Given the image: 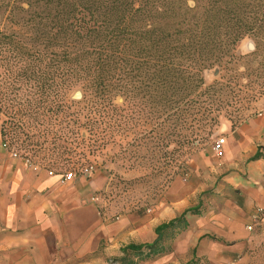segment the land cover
Listing matches in <instances>:
<instances>
[{
    "label": "trees",
    "instance_id": "16d2710c",
    "mask_svg": "<svg viewBox=\"0 0 264 264\" xmlns=\"http://www.w3.org/2000/svg\"><path fill=\"white\" fill-rule=\"evenodd\" d=\"M247 37L255 50L237 56ZM214 67L226 73L205 86L202 74ZM258 72L264 74V0H0L2 145L62 180L92 175L82 164L70 168L85 142L81 128L102 148L132 119L148 126L141 140L162 151L186 127L190 140L180 144L193 147L198 137L209 140L224 108L233 109L224 117L234 124L240 111L232 105L264 93V83L249 95L240 89V79ZM75 88L82 100L69 103ZM116 98L126 107H115ZM260 159L257 152L248 161ZM201 205L158 226L153 242L121 248L115 264L170 253L188 217H201ZM195 249L186 264H197Z\"/></svg>",
    "mask_w": 264,
    "mask_h": 264
},
{
    "label": "rangeland",
    "instance_id": "374dc122",
    "mask_svg": "<svg viewBox=\"0 0 264 264\" xmlns=\"http://www.w3.org/2000/svg\"><path fill=\"white\" fill-rule=\"evenodd\" d=\"M245 41L254 42L251 37ZM248 54L236 51L237 56ZM259 62L256 59L251 67L257 68ZM243 65L245 62L239 63L237 72L243 73ZM225 73V68L219 67L204 71L205 86ZM258 73L260 75L252 74L248 79L239 80L240 89L247 95L264 83V74ZM246 84L248 88L245 90ZM262 97L264 93L251 102L232 105L240 111V118L234 120V124L224 117L233 109L224 108L220 124L209 140L202 142L198 137L193 147L180 144L190 140L191 134L186 127L180 129L178 137L172 138L173 143L162 151L156 141L144 143L141 140L148 126L136 125L132 119L125 120L122 133H116L113 140L102 148L95 147L90 142L91 137L81 128L85 142L75 149L77 155L75 153L72 158L70 168L77 172L82 164L83 168L92 171L89 179L77 176L72 181L89 180L95 189L91 202L109 232V237L101 241L99 251L95 253L96 259L103 260L98 264H115L114 260L122 257L121 248L136 243L138 230L143 229L147 238V234L151 236L154 224L167 220L173 212L197 207L199 201L202 203L201 217H188L189 227L171 243V252L139 264H186L192 260L194 248L197 264H264V208L246 209L241 191L232 186L233 182H238L236 185L241 187L256 185L246 172L248 154L254 146L248 130L251 122L264 112V106L259 103ZM67 100L69 103L80 102L81 90L69 91ZM82 104H75L77 106H72L71 111ZM114 105L119 109L126 107L121 98H116ZM79 119V123L85 121L83 117ZM3 120L0 115V123ZM219 139H223L224 144L221 153L217 154L213 146ZM228 218L243 234L239 242L244 247L239 254L212 245L211 237L218 239L212 233L220 230V225L221 229H228L227 224H223ZM201 234L210 239L204 238L197 243ZM107 249L111 251L110 255L105 254Z\"/></svg>",
    "mask_w": 264,
    "mask_h": 264
},
{
    "label": "crops",
    "instance_id": "0c3cea01",
    "mask_svg": "<svg viewBox=\"0 0 264 264\" xmlns=\"http://www.w3.org/2000/svg\"><path fill=\"white\" fill-rule=\"evenodd\" d=\"M254 50L255 43L245 39L236 47L240 54ZM259 103L264 106V97ZM248 132L254 142L249 158L257 152L264 157V112L251 122ZM246 172L256 185L241 187L233 182L232 186L241 191L246 209H262L264 159L249 162ZM94 191L89 180L64 182L58 175L13 158L2 145L0 123V264L102 263V258L96 259L95 253L101 241L109 237V232L91 202ZM184 211L185 208L173 212L167 220L154 224L151 236L147 234L148 239L143 229L138 230L137 241L132 244L153 242L155 229ZM223 222L229 228L221 229L220 225V230L212 233L218 238L211 240L212 245L239 254L244 247L239 242L242 231L229 218ZM203 236L207 235H199L196 242ZM105 254L110 255L111 251L107 249ZM87 259L90 261L83 262Z\"/></svg>",
    "mask_w": 264,
    "mask_h": 264
},
{
    "label": "built area",
    "instance_id": "2783aa9c",
    "mask_svg": "<svg viewBox=\"0 0 264 264\" xmlns=\"http://www.w3.org/2000/svg\"><path fill=\"white\" fill-rule=\"evenodd\" d=\"M223 144H224V140H223V139L216 140L215 143H214V146H213V150H214V152H216L217 154H218V153H221ZM10 154H11V156H12L13 158H15V159H20L19 156H18L16 153H10ZM23 161H24V160H23ZM24 162H25V164H27L29 167H32V166H33V165H31V163H29V161H27V160L24 161ZM73 178H74V177H73L72 174H68V175H66V176L64 177L63 181H64V182L72 181ZM253 218H254V216H253Z\"/></svg>",
    "mask_w": 264,
    "mask_h": 264
}]
</instances>
